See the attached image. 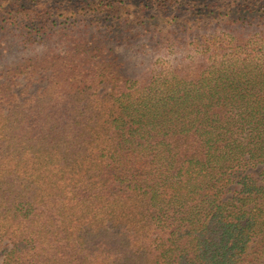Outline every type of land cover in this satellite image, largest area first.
Returning a JSON list of instances; mask_svg holds the SVG:
<instances>
[{
	"label": "trees",
	"instance_id": "obj_1",
	"mask_svg": "<svg viewBox=\"0 0 264 264\" xmlns=\"http://www.w3.org/2000/svg\"><path fill=\"white\" fill-rule=\"evenodd\" d=\"M1 66L0 264H264V0H0Z\"/></svg>",
	"mask_w": 264,
	"mask_h": 264
},
{
	"label": "rangeland",
	"instance_id": "obj_2",
	"mask_svg": "<svg viewBox=\"0 0 264 264\" xmlns=\"http://www.w3.org/2000/svg\"><path fill=\"white\" fill-rule=\"evenodd\" d=\"M121 51H124V49H121ZM161 58L162 60H173L172 54H157L154 56H145V60L141 59L139 56H136L135 60H132V62H127L131 66V71L135 72L136 75H141L146 72L147 66L150 67L149 63L152 60L153 62L156 61V59ZM140 62V63H139ZM135 63V64H134ZM2 69V66L0 67V71ZM6 78H3L0 76V82L6 81ZM47 83V77L44 75H41L40 77L33 78L32 80H24L23 77L18 79V85L14 87V91L17 93H35L37 90L43 88ZM109 89V86L104 85L99 90L101 93L107 92ZM264 169V165L258 166L256 169L251 170V175L254 179H260V172ZM8 245L6 243L0 244V261L3 258L4 252L8 249Z\"/></svg>",
	"mask_w": 264,
	"mask_h": 264
}]
</instances>
